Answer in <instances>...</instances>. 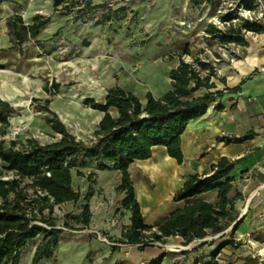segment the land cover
Masks as SVG:
<instances>
[{"label":"rangeland","instance_id":"rangeland-1","mask_svg":"<svg viewBox=\"0 0 264 264\" xmlns=\"http://www.w3.org/2000/svg\"><path fill=\"white\" fill-rule=\"evenodd\" d=\"M176 3L180 4L178 9ZM98 4L105 7L95 8ZM191 6L188 0H84L76 8L82 12L76 15L55 11L54 0L4 2L0 12V98L15 111L9 116L7 134L0 139L6 145L11 139L36 138L41 144L57 140L59 135L45 121L53 114L39 109L45 99H50L49 109L68 131L90 142L100 114L87 106L85 100L94 98L103 103L106 85L114 72L121 66L123 70H134L141 56L149 52L159 51L168 56L181 52L189 43L193 54L204 51L218 65L245 59L249 46H221L210 41L205 28L214 24L224 29L219 16L227 11L236 17L237 23L251 20L264 25V11L249 10L240 6L238 0H204L199 8L192 3ZM121 7L126 8L125 13L119 11ZM13 15H22L27 23L33 16L43 15L50 17V22L39 35V41L29 39L19 47L11 43L6 27L7 17ZM246 36L250 38V32ZM257 48L260 49L259 44ZM185 60L192 61V57L185 56ZM214 81L223 86L218 79ZM53 83H58L59 88L54 89ZM35 98L40 101H34ZM4 166L0 160V169ZM94 167L96 164L92 162L72 170L74 190L85 193L86 176ZM77 170L84 176H79ZM137 176L142 177L139 173ZM234 185L242 195L235 205L238 218L247 205L248 208L242 220L236 226H233L236 220L232 222L223 234H209L189 243L169 237L166 243L154 242L143 248V244L122 241L121 236L113 235L108 228L77 231L59 226L63 234L54 257L42 258L38 264H203L218 251L219 264H264V171L252 170L235 179ZM82 203L69 202L56 207L60 224L66 213H77ZM112 217L122 220L124 212H111L108 219ZM109 228L115 229L111 225ZM221 234L225 235L223 239ZM42 238L39 235L29 241L20 264H31L34 249ZM228 240L229 244L220 247Z\"/></svg>","mask_w":264,"mask_h":264},{"label":"trees","instance_id":"trees-1","mask_svg":"<svg viewBox=\"0 0 264 264\" xmlns=\"http://www.w3.org/2000/svg\"><path fill=\"white\" fill-rule=\"evenodd\" d=\"M6 1L0 0V12ZM83 1L54 0V10L78 15L82 10L76 8ZM190 1L199 8L204 0ZM238 2L249 10L258 7L257 0ZM87 5L89 7L90 4L87 2ZM94 7L105 6L98 4ZM119 11L125 13L126 8L121 7ZM219 19L225 28L208 24L205 33L210 41L221 46H249L246 32L264 33L263 24L251 20L237 23L230 11L220 15ZM49 22L50 17L43 15L33 16L30 23L22 15L7 17L6 27L11 43L21 47L29 39L39 41V35ZM203 52L193 54L190 44L186 43L181 52L168 55L167 60L177 57L179 63L169 73L171 89L159 98L148 92L146 103H142L136 95L119 86L107 89L103 103L87 98V106L103 113L93 133L94 138L88 143L69 132L57 115L51 112L48 107L50 99H45L39 109L53 114L45 121L59 135L57 140L41 144L36 138L25 141L11 139L6 145L5 140L0 139V160L5 164L0 169V264H20L23 250L29 241L39 235H43V238L34 250L31 264H38L42 258H53L63 234L59 226L77 231L89 227L92 218L90 199L96 192V174L92 172L86 176L88 186L82 193L73 188L72 170L90 162H95L99 170H117L121 173L116 192L126 195L122 206L131 214L130 224L123 227L121 239L129 244H143L145 248L154 242L166 243L169 237H179L189 243L209 234H220L238 219L235 205L242 195L236 189L234 180L227 178L237 160L222 157L210 165L209 175H191L173 196L174 201H180L217 189V204L199 201L187 205L175 210L156 226L144 223L129 171L136 160L149 159L154 146L165 147L167 154L182 164L184 154L181 137L189 122L203 116L212 104L216 110H222L220 100L224 95L240 90V86H226V79L217 74L215 62ZM185 56H191L192 61H186ZM257 72L255 70L248 79ZM214 79L226 87L217 89ZM53 86L54 89L59 88L58 83H53ZM45 90L50 92L48 87ZM201 90L203 94L193 96ZM34 101L40 99L35 98ZM235 107L233 103L230 110ZM14 111L9 102L0 98V136L7 134L9 116ZM256 135V132L249 131L240 136H222L218 141L225 145L243 143ZM77 174L84 176L81 170H77ZM79 201L83 202L79 211L73 215L66 213L60 224L55 208ZM229 243L228 240L220 247ZM218 252L213 253L203 264H219L216 259Z\"/></svg>","mask_w":264,"mask_h":264},{"label":"crops","instance_id":"crops-1","mask_svg":"<svg viewBox=\"0 0 264 264\" xmlns=\"http://www.w3.org/2000/svg\"><path fill=\"white\" fill-rule=\"evenodd\" d=\"M257 2V8L264 11V0H257ZM179 5L176 3V9ZM188 5L191 6L189 0ZM174 19L177 20V16H174ZM250 34V38L246 36L249 47H246L248 52L245 59L237 60L231 65L215 63L218 76L226 79V86L229 88L240 86V90L227 92L224 95L220 100L222 110H216L212 104L203 116L189 122L181 137L184 162L178 164L167 154L165 147L154 146L149 159L136 160L131 164L129 171L134 182L135 197L140 204L146 225L156 226L175 210L199 201L217 204L219 201L217 189L180 201H174L173 196L191 175H209L210 165L217 163L222 157L237 160L227 178L235 180L255 169L264 171V67L259 66L264 65V33L250 32ZM258 44L260 49L257 48ZM253 54L259 58L258 64L248 62V57ZM167 57L159 51H153L142 55L139 65L134 70H123L122 66L119 67L107 83L103 99H105L107 89L113 86H119L133 93L142 103H146L148 92L156 98L163 96L171 89L170 70L179 63L177 57L173 60H167ZM255 70L258 72L248 79ZM216 85L217 89L226 87L224 84L221 86L216 83ZM203 93V90L198 92V94ZM233 103L236 107L230 110ZM94 111L100 114L97 122L99 123L103 113ZM249 131H254L257 135L243 143L225 145L218 141L222 136H240ZM92 139L93 136L90 140ZM161 154L167 155V161L164 163H158L155 160ZM146 164L148 168H145ZM93 172L98 176L95 185L96 192L90 199L92 218L89 227L105 231L108 228V231L119 237L123 227L130 224L131 217L129 211L123 209L122 206L126 195L116 192L121 173L117 170H99L97 166L93 168ZM138 173L142 177L138 178ZM99 202L101 205H98ZM117 210L124 212L123 219L112 217L109 220L110 213ZM110 225L115 229L110 230ZM153 247L156 248V246Z\"/></svg>","mask_w":264,"mask_h":264},{"label":"bare ground","instance_id":"bare-ground-1","mask_svg":"<svg viewBox=\"0 0 264 264\" xmlns=\"http://www.w3.org/2000/svg\"><path fill=\"white\" fill-rule=\"evenodd\" d=\"M248 62H251L252 64H258L259 62V58L257 57V55L253 54V55H250L248 57ZM241 64H244L243 62H240ZM238 63V64H240ZM97 66V63H94L93 64V67H96ZM167 155H164V154H161L159 155L157 158H155V160L158 162V163H164L165 161H167ZM148 165L146 164L145 165V168H148L147 167ZM247 211V207L244 209V213Z\"/></svg>","mask_w":264,"mask_h":264},{"label":"water","instance_id":"water-1","mask_svg":"<svg viewBox=\"0 0 264 264\" xmlns=\"http://www.w3.org/2000/svg\"><path fill=\"white\" fill-rule=\"evenodd\" d=\"M184 59H185V57H184ZM247 208H248V205H247ZM244 215H245V213H243L242 215H241V217L240 218H238L235 222H234V225L233 226H236L241 220H242V218L244 217ZM223 234V233H222ZM221 234V235H222Z\"/></svg>","mask_w":264,"mask_h":264},{"label":"built area","instance_id":"built-area-1","mask_svg":"<svg viewBox=\"0 0 264 264\" xmlns=\"http://www.w3.org/2000/svg\"><path fill=\"white\" fill-rule=\"evenodd\" d=\"M259 15L262 16L263 15V12L261 11V13H259Z\"/></svg>","mask_w":264,"mask_h":264}]
</instances>
